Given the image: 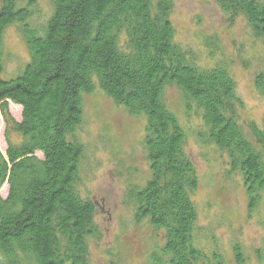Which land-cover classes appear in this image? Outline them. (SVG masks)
Returning <instances> with one entry per match:
<instances>
[{"label":"trees","instance_id":"16d2710c","mask_svg":"<svg viewBox=\"0 0 264 264\" xmlns=\"http://www.w3.org/2000/svg\"><path fill=\"white\" fill-rule=\"evenodd\" d=\"M25 1L24 4L22 2ZM230 16H243L264 37V0H214ZM35 0H0V115L19 135L0 151V264H91L90 239L100 238L95 204L78 190L84 146L74 134L82 123V95L99 89L133 116L144 118L142 146L150 171L130 187L136 222L163 230L164 242L146 264H227L221 253L195 245L194 166L184 150L186 132L163 100L167 86L182 94L188 113L201 119L200 139L228 157L253 209L264 193V118L238 121L242 107L224 63L198 65V54L175 41L173 0H52L47 21H32ZM15 24L29 61L4 79L3 35ZM255 86L264 94V71ZM21 108L19 120L8 104ZM259 147L260 149H257ZM236 264L241 249L233 248Z\"/></svg>","mask_w":264,"mask_h":264},{"label":"rangeland","instance_id":"374dc122","mask_svg":"<svg viewBox=\"0 0 264 264\" xmlns=\"http://www.w3.org/2000/svg\"><path fill=\"white\" fill-rule=\"evenodd\" d=\"M35 2L39 11L33 10L32 21L41 25L52 13V0ZM171 21L175 41L198 54L199 66L226 65L242 102L238 121L251 139L249 123L259 125L264 118V94L255 86L256 75L264 71V37L253 36L243 16L225 14L214 0H173ZM3 56L4 79L18 74L29 61L15 24L4 31ZM163 100L186 132L184 150L197 176L192 194L197 211L194 245L208 257L221 253L227 264H236L233 248L238 246L242 264H264V193L250 209L241 176L228 173L226 152L200 139L201 119L185 110L181 92L167 86ZM82 103V123L74 134L85 151L77 190L94 202L100 233V238L88 241L90 262L146 264L150 252L163 244L164 235L146 221H135L128 197L130 187L144 184L150 176L142 146L144 118L131 115L99 89L82 95ZM8 109L15 120L20 119L19 106L9 103ZM19 140L0 115V151L5 152L8 142ZM6 191L2 186L0 195L4 197ZM207 263L206 258L197 262Z\"/></svg>","mask_w":264,"mask_h":264}]
</instances>
